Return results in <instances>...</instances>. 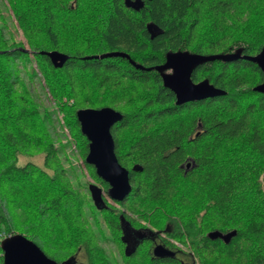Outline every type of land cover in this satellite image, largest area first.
Wrapping results in <instances>:
<instances>
[{"label":"trees","instance_id":"1","mask_svg":"<svg viewBox=\"0 0 264 264\" xmlns=\"http://www.w3.org/2000/svg\"><path fill=\"white\" fill-rule=\"evenodd\" d=\"M142 1L135 10L125 0H0V243L23 234L65 264H112L107 243L117 264H264V94L254 90L263 71L242 58L206 62L192 81L225 94L177 105L161 72L131 63L151 68L179 51L255 56L264 0ZM52 51L68 56L62 67ZM117 51L131 60L96 57ZM38 77L52 105L34 90ZM104 107L122 114L112 134L131 183L115 204L73 178L63 130L108 195L77 119ZM128 226L153 237L128 248ZM157 245L174 256L156 257Z\"/></svg>","mask_w":264,"mask_h":264},{"label":"water","instance_id":"2","mask_svg":"<svg viewBox=\"0 0 264 264\" xmlns=\"http://www.w3.org/2000/svg\"><path fill=\"white\" fill-rule=\"evenodd\" d=\"M125 4L135 10H140L144 6L142 0H125ZM148 29L151 31L152 25H149ZM24 51L28 52V48ZM47 55L51 58L55 67H62L68 58L66 54L57 51L48 52ZM117 56L130 59L127 53L119 51L96 57ZM240 58L256 63L264 73V46L260 53L255 56H241V51L231 54L210 55L187 51L169 52L163 64L151 68H145L130 60L138 69L161 72L164 86L175 93L176 104L180 105L225 94V91L216 88L208 80L194 83L191 76L196 67L209 61L231 62ZM168 70L171 73H167ZM254 90L264 94V81L254 87ZM77 119L82 134L89 141V150L85 158L86 163L92 165L97 176L109 184V197L114 201H123L131 191L130 176L129 170L118 161L112 134V129L122 119V114L110 107L101 109L86 108L77 111ZM133 169L141 171L142 167L135 165ZM99 198L101 199L100 194ZM0 247L3 251L4 264H65V262L58 263L49 258L35 242L23 234L14 233L6 236L1 240ZM153 252L156 257L174 256L175 254L162 245L155 246Z\"/></svg>","mask_w":264,"mask_h":264},{"label":"rangeland","instance_id":"3","mask_svg":"<svg viewBox=\"0 0 264 264\" xmlns=\"http://www.w3.org/2000/svg\"><path fill=\"white\" fill-rule=\"evenodd\" d=\"M13 21H14L15 24H17L15 19H13ZM17 36H18V39L23 40L26 43V45H27V42H26L21 30H19V33L17 34ZM33 88H34L35 91H37L41 95V97H42V99H43V101H44V103L46 105H52V102H51V100L49 98L50 95L48 93L47 88L44 86V81H43L42 77H38L35 80ZM61 116H59V119L62 118ZM63 126H64V124H62V127ZM63 130H64L65 134L68 135V137L70 136L69 137L70 140L72 139L71 140L72 141V144H71V150H72L71 159H72L73 165L76 167V172L74 173L73 178H75V175H77L79 181L81 183H83V184H86V179H87L92 185H94L96 187V190L99 189L98 193L100 195H102L103 197L107 198L108 201L111 204H115L113 202V200L107 195V193L105 192V189L103 188V186L101 184H99L98 182H96L95 180H93L92 177L89 175V172H88V170H87V168L85 166L84 160L82 158V154H81L80 150L78 149V147L76 146V143L74 142L73 138H71V134L68 131V129L64 126ZM28 158H30V157H28ZM31 159L34 162H38L39 160H42L41 157H35V158H31ZM135 238H134V240L136 241ZM127 240H128V248L133 247L135 243L131 242V238L127 237ZM176 244H178V243H176ZM105 247H106V249H107V251L109 253L111 252V255H112V258H113V259H111L112 260V264H117V262H120L121 259H120V256H119V253H118L116 247L112 243H107L105 245Z\"/></svg>","mask_w":264,"mask_h":264},{"label":"flooded vegetation","instance_id":"4","mask_svg":"<svg viewBox=\"0 0 264 264\" xmlns=\"http://www.w3.org/2000/svg\"><path fill=\"white\" fill-rule=\"evenodd\" d=\"M93 193H94V198H95L97 201H99L100 198H99V194H98L96 188H93ZM125 230H126L127 233H131L132 236L137 237V238H136V241H137V242H136L135 240L132 241L133 243H136V244L139 243V242H142V240H143L144 237H145V238L153 237V236L150 234V232H148V231H137V230L133 229V227H131V226H128L127 228H125ZM177 246L180 247V248H184V245H183V244H180V243H178ZM165 248H166V247H165ZM153 249H154V248H153ZM166 249H168V248H166ZM168 250H169V249H168Z\"/></svg>","mask_w":264,"mask_h":264},{"label":"built area","instance_id":"5","mask_svg":"<svg viewBox=\"0 0 264 264\" xmlns=\"http://www.w3.org/2000/svg\"><path fill=\"white\" fill-rule=\"evenodd\" d=\"M61 117H62V116H61ZM60 121H61V124H64V122H63V119H62V118L60 119ZM66 135H67V134H66ZM69 137H70V136H69ZM69 137H68V135H67V138H68V139H70Z\"/></svg>","mask_w":264,"mask_h":264},{"label":"bare ground","instance_id":"6","mask_svg":"<svg viewBox=\"0 0 264 264\" xmlns=\"http://www.w3.org/2000/svg\"><path fill=\"white\" fill-rule=\"evenodd\" d=\"M236 61V60H235Z\"/></svg>","mask_w":264,"mask_h":264}]
</instances>
